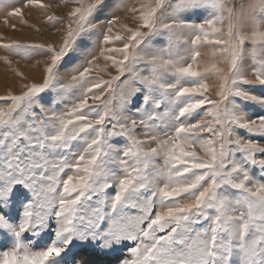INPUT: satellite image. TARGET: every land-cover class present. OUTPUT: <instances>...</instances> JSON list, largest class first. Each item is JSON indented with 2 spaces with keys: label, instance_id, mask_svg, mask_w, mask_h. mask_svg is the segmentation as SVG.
I'll list each match as a JSON object with an SVG mask.
<instances>
[{
  "label": "snow or ice",
  "instance_id": "snow-or-ice-1",
  "mask_svg": "<svg viewBox=\"0 0 264 264\" xmlns=\"http://www.w3.org/2000/svg\"><path fill=\"white\" fill-rule=\"evenodd\" d=\"M8 7L63 35L0 37L43 60L0 95V264H264V0Z\"/></svg>",
  "mask_w": 264,
  "mask_h": 264
},
{
  "label": "rangeland",
  "instance_id": "rangeland-1",
  "mask_svg": "<svg viewBox=\"0 0 264 264\" xmlns=\"http://www.w3.org/2000/svg\"><path fill=\"white\" fill-rule=\"evenodd\" d=\"M6 3H11L12 0H5ZM253 0H229V5L234 8L237 12L241 9L242 5L247 6L251 4ZM19 6V5H14ZM12 11L11 7L5 8L4 11L0 12V37H7L10 40L16 41L21 44H55L56 46H59L60 44V37L63 35V30L61 26L60 32H52L47 26H46V18L39 13L35 9L31 8H25V19L28 21L30 25H32V28L24 27L19 24V22L15 18H9V26H6L4 23L5 15L7 12ZM50 12L53 14L59 16L60 19L66 18V11L60 7H53L49 9ZM117 15L120 17L119 23L120 24H127L130 27H135V22L132 21V19L123 14V13H117ZM16 24V30H12L10 25ZM225 29L227 27V21H225L224 25ZM35 29H39V32H37ZM246 33L250 34V25L245 26ZM249 45L246 44V47ZM7 54L3 51H0V95H4L7 92H12L14 94H19L22 85L25 82L24 80H21L17 75H15V72H21L23 73L24 77L27 78L28 82H39L42 78L41 68L43 66V60L41 59V64L36 66L35 62L26 63L24 60L19 59L15 56H8V59L12 61L11 68L6 66L4 63V57ZM204 58L207 59V50L204 53ZM98 63L103 64V61H98ZM109 71L112 73V75H115L114 69H109ZM104 79H110L109 76L105 75L103 77ZM210 83H212L210 81ZM88 258L90 259H98V257L94 255H89Z\"/></svg>",
  "mask_w": 264,
  "mask_h": 264
}]
</instances>
